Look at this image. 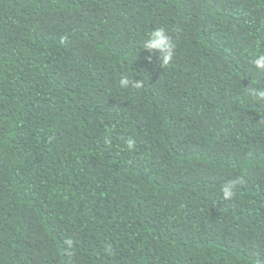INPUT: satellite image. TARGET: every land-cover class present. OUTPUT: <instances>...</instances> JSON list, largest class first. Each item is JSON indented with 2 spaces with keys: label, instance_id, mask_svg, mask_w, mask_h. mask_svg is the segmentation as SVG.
<instances>
[{
  "label": "trees",
  "instance_id": "obj_1",
  "mask_svg": "<svg viewBox=\"0 0 264 264\" xmlns=\"http://www.w3.org/2000/svg\"><path fill=\"white\" fill-rule=\"evenodd\" d=\"M262 55L264 0H0V264H264Z\"/></svg>",
  "mask_w": 264,
  "mask_h": 264
},
{
  "label": "clouds",
  "instance_id": "obj_2",
  "mask_svg": "<svg viewBox=\"0 0 264 264\" xmlns=\"http://www.w3.org/2000/svg\"><path fill=\"white\" fill-rule=\"evenodd\" d=\"M153 36V39L150 41L152 47L156 48H167L172 49L174 46L170 44L171 36L168 34L167 30L163 27L156 28L150 33ZM172 60V52H169V55L165 57L164 63L167 65ZM255 65L258 68H264V55L260 56L254 61ZM121 84L126 85L128 83L127 80L120 81ZM137 88L142 87V82H137ZM258 97H264V91H260L257 93ZM134 141L129 139L127 141L128 147L131 148ZM238 182H242V178ZM235 184H228L222 188L224 199L232 197L234 195Z\"/></svg>",
  "mask_w": 264,
  "mask_h": 264
}]
</instances>
